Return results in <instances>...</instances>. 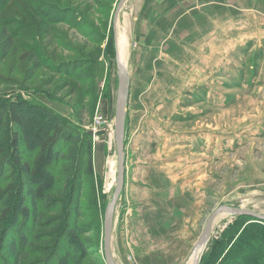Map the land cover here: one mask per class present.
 I'll use <instances>...</instances> for the list:
<instances>
[{
    "label": "rangeland",
    "instance_id": "1",
    "mask_svg": "<svg viewBox=\"0 0 264 264\" xmlns=\"http://www.w3.org/2000/svg\"><path fill=\"white\" fill-rule=\"evenodd\" d=\"M117 2L0 0V29L5 26L14 39L0 62V102H38L84 132L107 102L108 110L100 112L112 123V131L92 137L93 153L98 146L103 156L100 167L95 161L96 178L84 185L81 216L65 217L67 227L56 233L49 224L13 227L16 237L21 231L26 236L25 264H105L102 224L114 181L109 183L107 172L115 157L117 85L110 26ZM210 2L150 0L146 5V0H126L116 19L127 24L129 79L124 135L128 177L116 205L112 239L118 262L120 219L138 203L130 202L132 196L189 199L184 210L194 236L218 206L264 212V25L229 13L216 27ZM3 206L0 202V214ZM236 219L228 215L213 225L198 264L209 258L211 244L228 225L225 237L234 231L233 240L254 221L245 218L234 226ZM73 225L85 254L66 238ZM257 225L251 227L253 233L261 230ZM5 239H0V264ZM254 242L264 244V235ZM226 248L220 246L212 259L226 260Z\"/></svg>",
    "mask_w": 264,
    "mask_h": 264
},
{
    "label": "trees",
    "instance_id": "2",
    "mask_svg": "<svg viewBox=\"0 0 264 264\" xmlns=\"http://www.w3.org/2000/svg\"><path fill=\"white\" fill-rule=\"evenodd\" d=\"M13 46V36L2 27L0 62ZM88 131L72 127L57 112L35 101L0 102V202H4L0 239L3 241L6 236L3 264H25L26 236L21 231L18 240L12 232L14 226L15 230L19 229L18 223L40 228L49 224L48 229L56 233L62 226L67 227L63 222L65 217L74 220L81 216L84 185L90 178H96L93 135ZM236 218L234 226H239L241 219L254 221L233 240L234 231L225 237L231 229L228 225L213 241L209 258L202 264H264V244L257 246L254 242L264 235V221L244 215ZM255 224H259L261 230L253 233L251 227ZM71 227L65 233L69 244L85 254V245L75 234L77 226ZM238 241L239 247L235 248ZM1 243L0 240V248ZM225 244L226 260H214L216 251Z\"/></svg>",
    "mask_w": 264,
    "mask_h": 264
},
{
    "label": "crops",
    "instance_id": "3",
    "mask_svg": "<svg viewBox=\"0 0 264 264\" xmlns=\"http://www.w3.org/2000/svg\"><path fill=\"white\" fill-rule=\"evenodd\" d=\"M182 1L180 0L181 4ZM222 1L228 4V9H222ZM149 3L150 0H146V5ZM210 3H212L215 19L218 20L215 23L216 27L217 24L222 26L223 20L226 19L224 15L229 13L236 15L239 19L241 17L242 21L245 17L252 20L260 19L261 24L264 25V15L263 17L259 15L264 13V0H211ZM202 19L205 22L203 17ZM167 38H163L166 45L168 44ZM104 107L108 110L107 102L105 105H100V110ZM102 153L103 149L98 146L94 147V166L98 159V167H100ZM127 165L128 162L125 163V178L128 177ZM135 199L138 202L136 203L137 206L131 211L125 210L120 219L119 230L121 235L118 236V263L132 264V260L135 264H186L191 248L198 238V236H194L191 230L189 216L185 215L184 208L189 206L190 200L157 197L146 193L137 198L132 196L130 202ZM175 206H182V211L176 209ZM115 221L114 219L113 229ZM111 251L116 261L112 240Z\"/></svg>",
    "mask_w": 264,
    "mask_h": 264
},
{
    "label": "water",
    "instance_id": "4",
    "mask_svg": "<svg viewBox=\"0 0 264 264\" xmlns=\"http://www.w3.org/2000/svg\"><path fill=\"white\" fill-rule=\"evenodd\" d=\"M124 0H118L111 23V31L116 39V27L115 22L118 18L120 8L123 4ZM124 55H122L123 57ZM117 59V85H116V94H115V102H114V144H115V157H116V170L115 177L112 185V190L107 197L106 205L103 213V230H102V253L104 256L105 264H119L118 261L114 260V257L111 253V240H112V226L115 208L122 193L124 187V178H125V143H124V135H125V109L126 102L128 96V87H129V79H128V70L126 62H124L119 56H115ZM89 134L93 135L92 131H88ZM104 130H99L96 132V135H103ZM222 211H230L235 214V216L244 215L252 217L259 221H264V215H257L247 209L242 208H232L228 206L221 205L214 209V211L208 216L206 219L204 226L201 229V232L197 238L195 245L193 246L192 252L194 250L203 251V249L207 246V243L210 240L211 231V223L214 217ZM198 256V255H197ZM200 260V256H198L193 263L190 264H198Z\"/></svg>",
    "mask_w": 264,
    "mask_h": 264
},
{
    "label": "bare ground",
    "instance_id": "5",
    "mask_svg": "<svg viewBox=\"0 0 264 264\" xmlns=\"http://www.w3.org/2000/svg\"><path fill=\"white\" fill-rule=\"evenodd\" d=\"M125 2H126V0H124L123 4ZM115 26H116V29H117V37H116V39H114V36H113L115 56L116 55L117 56L120 55V58L124 62L127 63V57H128V48H127L128 47V42H127V40H128L127 24L125 23V24L122 25L117 20ZM116 29H115V31H116ZM122 55H124V56L122 57ZM115 60H116V62H115L116 63V67H117V59H115ZM115 170H116V157H114L110 161V166L108 168L107 180L109 181V183H111L112 180H113V178L115 177ZM224 206H227V205H224ZM228 207L246 209L245 207H242V206L241 207L228 206ZM247 210H249V211H251V212H253V213L257 214V215H264V212H261L260 210H256V209H252V210L251 209H247ZM115 213H116V210H115ZM115 213H114V215H115ZM228 215H234L235 216V214L233 212H230V211H222L219 214H217L214 217V219L212 220V223H211V231H212V227H213L214 224L220 222L225 217H228ZM113 224H114V219H113ZM112 228H113V226H112ZM111 253H112V251H111ZM197 255L200 256V251L194 250L192 252V254L190 255L189 259H188V264L193 263V261L198 257Z\"/></svg>",
    "mask_w": 264,
    "mask_h": 264
},
{
    "label": "built area",
    "instance_id": "6",
    "mask_svg": "<svg viewBox=\"0 0 264 264\" xmlns=\"http://www.w3.org/2000/svg\"><path fill=\"white\" fill-rule=\"evenodd\" d=\"M111 125L112 123H110L99 110V112L95 114L93 121L87 128L92 131L94 139V137H97L96 132L101 129L104 130V133H109L110 131H112Z\"/></svg>",
    "mask_w": 264,
    "mask_h": 264
}]
</instances>
